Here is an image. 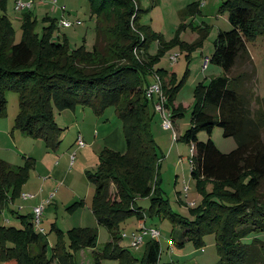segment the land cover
I'll return each mask as SVG.
<instances>
[{
    "label": "trees",
    "instance_id": "16d2710c",
    "mask_svg": "<svg viewBox=\"0 0 264 264\" xmlns=\"http://www.w3.org/2000/svg\"><path fill=\"white\" fill-rule=\"evenodd\" d=\"M6 1L0 0V115L6 106L5 92H18L20 113L14 129L57 150L64 128L54 119V106L60 111L88 107L99 116L113 106L126 149L104 148L96 169L86 171L95 186L91 210L111 234L101 250H97L95 228H72L65 241V233L53 223L61 239L50 245L46 234L36 230L33 213L11 211L21 227L0 224V259L6 264H102L103 259L113 258L118 264H136L138 259L118 244L119 232L131 217L146 219L148 214L137 206V199L150 198V216L164 212L173 225L180 226L178 245L188 241L203 248L205 237L213 235L216 264H264V197L259 193L264 183V98L262 107L260 102L254 111L253 103L261 99H254L245 88L249 72L231 75L237 65L252 64L247 43L264 37V0H225L221 6L228 11L232 28L218 32L209 61L220 65L224 74L197 84L191 126L183 136L192 148L191 176L203 191L193 219L168 211L159 184L160 159L151 131L157 113L149 109L147 75L162 79L173 122L179 110L173 102L183 80L176 83L174 74L156 70V59L147 57L153 35H143L138 27V0H89L97 21L91 51L83 45L70 50L66 43L54 41L55 22L48 17L40 37L31 14L23 16L22 39L17 42ZM216 126L235 139V150L225 154L211 139L198 140L200 130L210 135ZM34 166L32 158H25L22 166L0 159V222L9 202L20 198ZM206 182L213 184L210 192L205 191ZM84 205L80 201L68 210ZM84 249H93L91 262L76 261L75 255ZM160 256V244L152 239L140 264H173L162 263Z\"/></svg>",
    "mask_w": 264,
    "mask_h": 264
},
{
    "label": "rangeland",
    "instance_id": "374dc122",
    "mask_svg": "<svg viewBox=\"0 0 264 264\" xmlns=\"http://www.w3.org/2000/svg\"><path fill=\"white\" fill-rule=\"evenodd\" d=\"M22 1L25 3L32 1L31 7L18 12L15 9L16 0H7L5 5V11L12 20L16 32L17 42L22 39L23 16L31 14L37 20L36 32L40 37L43 34V28L49 24L44 19L48 17L55 22L52 33L54 41L58 42L60 40V42L66 43L70 50L81 45L89 51L93 49L96 40L97 21L92 13L93 8L89 0ZM224 1L138 0V27L143 35H147V32L153 35L147 47V57L156 59L154 63L156 70L163 69L168 74H174L176 83L183 80L173 102L174 106L179 108L177 118L174 121V129L180 139L177 141L172 139V131L162 126L158 114L154 116L151 131L157 144V153L160 159L159 184L162 195L167 200V209L169 212L188 219H193L194 209L203 200V191L200 182L191 176L190 158L192 148L191 144L183 139V136L191 126L197 84H207L212 78L224 74L220 65L209 61L214 52V42L218 32L220 30L229 31L232 28L228 22V11L221 7ZM61 20H67L72 25L61 27L59 25ZM247 46L252 57V64L237 65L231 75L235 76L242 71L249 72L250 81L245 88L251 91L254 99H261L253 103V110L256 111L259 109L262 98H264V37L258 36L255 40L247 43ZM173 56L178 57V61L175 63L172 62ZM254 70L256 71L253 72ZM147 81L150 84L154 82L152 74L147 75ZM5 98L6 106L3 114L0 115V159H5L3 156L7 157L9 152L5 151V146L11 144L5 132H8L9 136L20 134V131L14 129V121L20 113V95L18 92L7 90ZM260 104L262 107L263 102ZM149 109L154 112L152 103L149 104ZM262 109L264 111V108ZM54 119L64 128L59 148L54 150V148H48L41 139L22 136V140L20 138L18 144H14L15 148H12V163L9 164H20L24 157L41 158L46 149L49 155L55 156V163L57 161V163H60L57 166L60 172L70 171L78 177L80 175L79 164L76 165V170H72L74 163H77L83 155V163L87 162L86 169L94 171L99 163L98 153L103 135L114 128L113 125L117 126L121 123L113 106L108 107L100 116L88 107L77 106L75 110L65 109L60 111L54 106ZM80 129L85 134L82 133L86 142L85 146L79 147L75 143L74 148H69L71 149L69 153L66 149L74 142ZM97 133H100V135L95 139ZM197 138L201 142H207L211 139L216 147L225 154L232 152L237 147L235 139L226 137L223 128L218 126L214 127L210 135L206 130H200ZM262 140L264 143V131L262 132ZM81 150L82 155L80 154ZM72 156H74L73 159ZM83 175L85 182H79L76 188L79 196L73 195L68 189L58 192L54 189L48 196L49 199L54 194L52 204L45 207L41 216V227L45 229L50 245L61 239L56 230L52 229L53 223L65 233V241H67V231L72 228H95L98 233L97 250H101L111 239L109 230L98 224L91 210L90 206L95 186L87 179L85 173ZM82 177L80 175L81 181H83ZM204 186L206 192L213 189L212 182H206ZM111 191L115 195L116 188L112 186ZM259 193L264 197V183ZM20 197H22V194ZM81 199L85 200V207L69 213L67 207ZM16 204L9 202L0 224L21 227L20 220L11 211L24 214L27 210L20 211L18 209L21 201H17ZM137 206L143 209L148 216L144 215L146 219H139L134 216L126 220L121 225L119 232L121 239L118 243L138 259L139 262L136 264H140L147 243L152 241L149 235H145L141 244L138 246L133 245V233L142 234V228L144 227H154L160 232V236L156 241L160 244L162 263H217L218 252L213 235L205 237L206 245L203 248H196L192 242L188 241L180 246L177 244L180 240V226L173 225L170 217L165 216L164 212H161V215L150 216V198H138ZM91 251L93 252V249L81 250L75 255L76 261L91 262L93 260ZM0 264L6 263L0 259ZM102 264H118V260L105 258L102 260Z\"/></svg>",
    "mask_w": 264,
    "mask_h": 264
},
{
    "label": "crops",
    "instance_id": "0c3cea01",
    "mask_svg": "<svg viewBox=\"0 0 264 264\" xmlns=\"http://www.w3.org/2000/svg\"><path fill=\"white\" fill-rule=\"evenodd\" d=\"M113 127L114 128L108 130L106 132V134L103 135V137L101 139L102 142H101L98 154H100V152L104 148H110V149L118 151V152H124L125 151L126 146H125L123 132H122V125L120 123L117 126L113 125ZM5 133H6L7 139L10 141L11 144H10V146H5V151L9 152V154H7V157L3 156V157H5V159L4 158H2V159L6 160L8 163H12L11 162V159H12L11 154L13 153L12 148H15L14 144L17 145L20 138L22 140V136H24V135H22V133H20L19 135L18 134L13 135L10 133L11 136H9L8 132H5ZM82 133H83V131H82V129H80L77 136L75 137L74 142L72 144H70V146L66 149V151L71 150V149H69L70 147L74 148V145L76 143L78 136L79 135L82 136L84 134V133L83 134ZM99 135H100V133H97L95 136V139L97 137H99ZM82 138L84 140L83 136H82ZM84 142H85V140H84ZM17 148H18V146H17ZM17 151H19V150H17ZM69 153H70V151H69ZM80 154L81 155L83 154L82 150H81ZM68 157H69V154H68ZM25 158H32L35 161L34 170L31 171L30 178H29L28 182L22 188V194H30V195H32V197H29L26 199L20 197V198L16 199L14 202H12L13 204L17 205L16 202L21 201V204H19L18 209L20 211H24V210L26 211L27 210V212L24 213L25 215L32 214L33 208L36 205L45 201L48 198L49 194L52 193V191L54 189H55L54 191H56V192H58L60 190L65 191L68 189L73 195L79 196L78 191L76 189L77 185L79 182H81V183L85 182L84 181L85 177H84L83 173L86 174V171H88V169H86L87 168V162L83 163V161H82L83 155L79 158V161L77 163L75 162L76 164L74 163V165L72 167L73 168L72 170H76V165L79 164L78 169L80 171V175L83 176L82 177L83 181H81L80 175H78V177H77L75 175V173H73V172H70V171H67L64 173L60 172L57 168V166L60 163H57L58 162L57 161L56 162L57 165H56L55 156L49 155L48 151H46V149L44 150V154L41 158H39V157H37V158L24 157V160L22 159L20 164H14L13 166H22L25 162ZM80 201H83L84 204H86L85 200L81 199ZM80 201H77V202H80ZM77 202H74V203H77ZM74 203L70 204V206L73 205ZM51 204H52V202H51ZM70 206H68L67 209ZM84 207H85V205L81 208H78V209H82ZM69 213H73V212L69 211Z\"/></svg>",
    "mask_w": 264,
    "mask_h": 264
},
{
    "label": "built area",
    "instance_id": "2783aa9c",
    "mask_svg": "<svg viewBox=\"0 0 264 264\" xmlns=\"http://www.w3.org/2000/svg\"><path fill=\"white\" fill-rule=\"evenodd\" d=\"M31 4H32V1L30 3H25L22 0H17L16 5H15V9H16V11L21 12V11L25 10L26 8L31 7ZM63 10H64V7H63ZM59 25L61 27H70L72 25V23H70L67 20H61L59 22ZM177 61H178V57L173 56L172 62L175 63ZM206 63H207V61H206ZM146 95H147L148 100L152 103L155 113H157L160 116L162 126L165 129L172 131V139L174 141H177L179 139V136L174 129V122L172 120V113L168 109V107L166 106L167 99H166V96H165L164 91H163L162 79L160 78L159 75H157V74L154 75V82L148 86V88L146 90ZM76 143L79 147L85 146V142H84L81 135L78 136ZM73 158H74V156H72V159ZM191 162L192 161L190 158V163ZM29 197H32V195L22 194V198H24V199L29 198ZM53 197H54V194L49 199L47 198L41 204L36 205L33 208V212H32L33 213V223H34L36 230L41 234H45V229L41 227V223H42L41 216L43 214L45 207L47 205L51 204ZM145 235H149L153 240H156L160 236V232L154 227H149V228L144 227V228H142V234L138 235V233H133V235H132L133 236V245L138 246L139 244H141Z\"/></svg>",
    "mask_w": 264,
    "mask_h": 264
}]
</instances>
